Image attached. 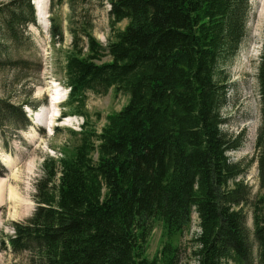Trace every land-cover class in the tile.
Segmentation results:
<instances>
[{"label": "trees", "instance_id": "trees-1", "mask_svg": "<svg viewBox=\"0 0 264 264\" xmlns=\"http://www.w3.org/2000/svg\"><path fill=\"white\" fill-rule=\"evenodd\" d=\"M64 1L51 0V12ZM107 1L112 27L128 23L106 46L92 34L91 21L71 30L63 106L85 119L80 142L73 155L44 160L36 210L13 223L9 246L29 251L31 264H177L178 250L168 244L154 258L146 255L153 220L171 235L196 212L195 264H254L255 253L264 264V195L250 199V187L238 180L247 167L228 155L240 141L222 129L228 79L221 67L245 39L250 0ZM58 19L53 12L54 43L64 38ZM30 24L37 25L32 0L0 2V31L10 44ZM32 64L0 55V71L9 65L22 72ZM25 78L17 79L24 88ZM258 81L256 148L264 186V46ZM111 88L129 100L98 132L89 124L87 93ZM25 104L0 98V127L5 120L13 124ZM30 124L24 115L23 128ZM245 205L252 206V229Z\"/></svg>", "mask_w": 264, "mask_h": 264}, {"label": "rangeland", "instance_id": "rangeland-1", "mask_svg": "<svg viewBox=\"0 0 264 264\" xmlns=\"http://www.w3.org/2000/svg\"><path fill=\"white\" fill-rule=\"evenodd\" d=\"M7 1L10 0H0ZM110 7L107 0H75L73 4L71 0H65L51 12V0H48L47 11L43 15L35 7L37 25L30 24L22 38V29H19L22 40L15 43L16 46L10 44L5 32L0 31V55L3 59L25 57L30 59L33 67L36 66L34 62H38L35 68L22 72L9 65L0 71V98L17 106L32 101L37 104L36 108L25 104L18 110L13 124L5 120L6 126L0 127V264H31L29 251L15 253L9 246L8 239L14 232L13 223L26 221L32 216L37 206L34 200L35 184L43 173L44 160L73 155L80 142L77 133L85 120L63 106L67 99L64 91L65 64L66 56L72 49L71 30L73 27L81 28L85 21H91L92 34L104 46L108 45L114 40L115 33L128 23L124 20L112 27ZM53 12L58 15L64 33L63 41L58 43H54L51 35L50 16ZM247 12L245 39L238 52L221 67V72L228 79L222 129L231 138L240 141V148L230 151L228 155L233 162H241L247 167L245 174L238 180H244L250 187V199L255 201L264 195L256 148L261 126L258 65L264 46V0H250ZM20 77H27V87L17 83ZM57 97L62 99L55 103ZM128 100L127 94L114 88L105 94L89 91L86 110L90 126L100 132L107 123L108 115L120 111ZM28 108L33 110L28 112ZM24 115L31 122L27 128L22 126ZM230 185L233 187L235 183ZM243 210L248 215V226L252 229V206L245 205ZM199 233L196 212L192 213L191 221L183 231L171 235L163 222L155 219L146 255L152 259L168 244L178 250L177 264H195L194 240ZM254 258L253 263L258 264L256 253Z\"/></svg>", "mask_w": 264, "mask_h": 264}, {"label": "bare ground", "instance_id": "bare-ground-1", "mask_svg": "<svg viewBox=\"0 0 264 264\" xmlns=\"http://www.w3.org/2000/svg\"><path fill=\"white\" fill-rule=\"evenodd\" d=\"M34 3L36 4V9L38 10V12L41 13V15H43L46 11H47V7H48V0H34ZM44 12V13H43ZM43 13V14H42ZM41 17V16H40ZM40 20V18H39ZM43 20V18L41 19V21ZM22 40V39H21ZM64 88V87H63ZM65 89V88H64ZM64 91H66V94H68V89H65ZM60 95V94H59ZM66 96V95H65ZM62 99V97H57L56 98V102L58 103L60 102ZM6 165L9 166L10 164L6 161ZM0 193H1V189H0ZM25 251V250H24Z\"/></svg>", "mask_w": 264, "mask_h": 264}]
</instances>
